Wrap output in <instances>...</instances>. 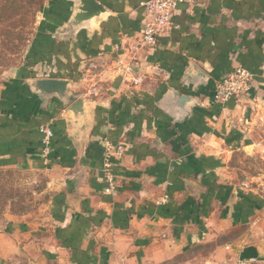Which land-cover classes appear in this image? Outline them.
Returning a JSON list of instances; mask_svg holds the SVG:
<instances>
[{"label":"crops","instance_id":"0c3cea01","mask_svg":"<svg viewBox=\"0 0 264 264\" xmlns=\"http://www.w3.org/2000/svg\"><path fill=\"white\" fill-rule=\"evenodd\" d=\"M97 1L108 13L68 30L72 0H43L35 70L0 93V166L41 172L48 193L42 215L0 232V264H264V183L233 179L264 156V0L180 4L151 47L146 0ZM236 66L249 94L217 102ZM33 78L67 79L83 112ZM171 89L195 98L180 119ZM106 144L121 147L112 186Z\"/></svg>","mask_w":264,"mask_h":264},{"label":"rangeland","instance_id":"374dc122","mask_svg":"<svg viewBox=\"0 0 264 264\" xmlns=\"http://www.w3.org/2000/svg\"><path fill=\"white\" fill-rule=\"evenodd\" d=\"M14 3L15 0H0V93L11 79L32 75L37 64V56H32L30 47L39 18L35 7H38L36 4H42L43 0H33V8L29 10L28 17L25 13L29 7L24 5L23 9L17 11L14 10ZM240 160L239 166L247 167L249 174L241 176L237 173L233 179L246 182L248 186L262 185L264 156L260 159ZM44 179L41 172L0 166V232L5 230L9 221L42 215L43 204L48 198Z\"/></svg>","mask_w":264,"mask_h":264},{"label":"built area","instance_id":"2783aa9c","mask_svg":"<svg viewBox=\"0 0 264 264\" xmlns=\"http://www.w3.org/2000/svg\"><path fill=\"white\" fill-rule=\"evenodd\" d=\"M196 0H146L143 3L145 21L142 24L139 34L141 46L151 47L156 44L160 34L168 31L173 23V17L180 4L192 6ZM253 75L247 69L236 66L233 70L217 81L214 86V99L223 102L230 98H241L248 95L251 90ZM44 142L49 143L51 131L49 128H42ZM121 147L106 144L102 164V172L105 180L110 186L114 183L112 171V160L114 155H119ZM211 264H254V259L235 258L233 260L213 261Z\"/></svg>","mask_w":264,"mask_h":264},{"label":"water","instance_id":"95a60500","mask_svg":"<svg viewBox=\"0 0 264 264\" xmlns=\"http://www.w3.org/2000/svg\"><path fill=\"white\" fill-rule=\"evenodd\" d=\"M72 14L66 26L70 28H77L82 23H89L90 25L96 23L97 19L108 13V10L97 0H72ZM31 88L38 93L44 92V95H55L63 101L72 103L68 110L74 115L81 114L84 109V100L79 98L73 100V96L67 93L69 81L64 78H33L29 81ZM170 102L175 109L176 118L180 119L186 112V108L195 98L184 95L171 89L169 92Z\"/></svg>","mask_w":264,"mask_h":264},{"label":"trees","instance_id":"16d2710c","mask_svg":"<svg viewBox=\"0 0 264 264\" xmlns=\"http://www.w3.org/2000/svg\"><path fill=\"white\" fill-rule=\"evenodd\" d=\"M12 1H14V0H12ZM24 5H26V6L29 7V8H28V11L25 13V14H26V17H28V16L30 15V14L28 13L29 10L33 8V0H26V1H25V0H15V3H14V10L20 11L21 9L24 8ZM36 6H38V7H35L36 10H38V12H39L40 9H41L42 4H40V5H37V4H36ZM21 16H22V15H21ZM23 16H24V15H23Z\"/></svg>","mask_w":264,"mask_h":264}]
</instances>
